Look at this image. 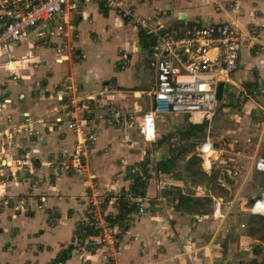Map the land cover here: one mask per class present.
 Listing matches in <instances>:
<instances>
[{
    "label": "crops",
    "instance_id": "obj_1",
    "mask_svg": "<svg viewBox=\"0 0 264 264\" xmlns=\"http://www.w3.org/2000/svg\"><path fill=\"white\" fill-rule=\"evenodd\" d=\"M122 2L136 15L149 18L154 28L168 32H180L195 21L204 24L229 20L239 25L247 34L239 54L237 80L233 76L231 79L252 84L259 75L264 86V0ZM234 3L240 6L238 10L233 9ZM62 15L66 21L65 36L48 33L35 36L38 31L59 23ZM35 30L0 47V196L7 200L0 209V264H237L255 256L260 261L261 254L254 250H260L261 241L246 231L236 233L235 229H246L245 224L232 223L230 212L218 218L216 211L217 203L227 200L222 196L216 198V181L226 180L228 187L235 185L234 175L240 174L244 166L239 156L250 157L249 165L253 167L254 160L261 157L255 148L247 154L232 151L231 143H227L231 150L222 149L235 157L232 162L236 169L223 168L221 175L225 178L221 179L216 178V161L210 165L209 156L216 159L217 153L204 154L202 160L197 144L194 154L203 174L198 177V171L194 174L192 169L195 163L188 159L192 155H188L186 164L171 159L170 149L163 146L167 134L158 132V128L154 140L143 139L138 131V139L144 142L139 145V140L132 139L123 128L106 126L102 119L96 122L91 116L89 128H99L100 132L93 145L86 142L83 146L84 168L77 173L62 174L61 168L69 163L60 152H70L77 139L70 125L69 109L75 111L74 116L80 117L82 124L79 109L74 104L68 107L63 81L70 77L76 81L78 93L96 92L98 98L106 99L103 112L113 103L125 111L123 106L131 100L128 104L134 112H140L146 104L144 112L151 106V99L148 96L142 104L136 97L149 82L144 78L147 65L146 61L145 65L139 61V50L146 47L149 52L153 38L100 0L56 12ZM141 30L148 35L146 41L139 36ZM61 43L72 45L80 53L78 61L68 51L63 52L67 53V60H56L55 48ZM118 49L130 55L123 68L116 66ZM44 89L48 90L47 95ZM123 91L133 93L127 94L130 100L121 101ZM15 126L19 131L10 138ZM213 129L210 139L217 147L216 120ZM161 134L166 138L157 144ZM221 154L217 163L231 161L220 160ZM146 165L150 166L149 174L141 171ZM127 170L132 171L129 172L132 177ZM135 175H142L145 182L139 201L144 212L137 213L127 206L130 211L120 218L122 200L105 208L117 220L111 235L116 237L122 253L112 256L106 246L83 245V249L81 238L74 233L75 220L86 212L85 205L76 200L83 187L94 183L100 191H122V197L132 187ZM240 193L234 203L240 200L241 209L247 199ZM226 228L236 234L225 237Z\"/></svg>",
    "mask_w": 264,
    "mask_h": 264
},
{
    "label": "built area",
    "instance_id": "obj_2",
    "mask_svg": "<svg viewBox=\"0 0 264 264\" xmlns=\"http://www.w3.org/2000/svg\"><path fill=\"white\" fill-rule=\"evenodd\" d=\"M89 0H0V47L7 46L18 41L22 36L27 35L33 29L52 19V15L64 9L77 7L82 2ZM103 4L116 11L122 16L132 20L153 38V44L147 54L146 65L154 70L153 88L147 92L151 99V106L141 115L134 117L137 129L141 137L145 140H154L157 135L156 117L157 113L185 112L188 119L193 124H203L210 122L212 116L217 111L218 99L215 91L218 82H223L225 86L236 83L231 79L230 74L238 68V59L245 36L240 26L229 21L219 20L207 23L198 21L186 25L180 32H168L154 28L149 23V18L138 16L133 13L130 7H126L122 0H100ZM239 5L234 3L233 9L238 10ZM59 23L49 27L51 34L65 36L64 15ZM64 45L58 48L64 49ZM120 56V55H119ZM121 67H125L126 60L118 59ZM238 92H245L239 85ZM234 91V89H233ZM238 96V93H236ZM264 116V107L259 105ZM119 111L114 110V117ZM129 117H132L129 114ZM77 133L78 125L71 124ZM79 137L75 145L74 153L69 165L74 169L82 167ZM197 146V153L203 160V155L208 151L217 153V158H210V165L219 159L225 150L214 146L208 135L202 139ZM222 155V154H221ZM255 169L264 172V156L255 160ZM132 189L128 193H112V197L106 192L94 193L89 198L90 204L95 208L89 210V220L82 222L84 229H78L80 234H87L83 245L97 248L106 246L108 253L112 256L122 253L117 244V239L111 235V221L113 213L105 211L111 203L117 205L121 200L127 202L128 207H133L137 213H143L144 209L139 205L141 196L135 194ZM261 198V192L251 196L254 207L256 201ZM80 199L78 198V201ZM252 213L256 212L251 209ZM263 214V213H261Z\"/></svg>",
    "mask_w": 264,
    "mask_h": 264
},
{
    "label": "rangeland",
    "instance_id": "obj_3",
    "mask_svg": "<svg viewBox=\"0 0 264 264\" xmlns=\"http://www.w3.org/2000/svg\"><path fill=\"white\" fill-rule=\"evenodd\" d=\"M104 5V4H103ZM0 22H2L0 20ZM34 31H37L33 29ZM32 30V31H33ZM31 31V32H32ZM174 30H169V32H173ZM45 33H48L51 35L49 28L46 30H40L35 35L36 37H40L44 35ZM29 34V33H28ZM53 35V34H52ZM64 45V49L59 51L58 48ZM44 46H48V44H45ZM3 47V46H2ZM72 45L68 46V44L61 43L59 46L55 48L56 51V60L62 61L67 60L66 52H72V54L75 56L76 60L78 61V58L81 57L80 53H77L75 50L72 49ZM120 49H118L119 51ZM66 51L65 53H63ZM140 57L139 61H142V64L145 65L146 61V55L148 53L147 48L140 49ZM119 59L121 61L126 60V64L129 63L130 55H128L125 52H122V50L119 51ZM62 56H65L64 58H61ZM75 60V61H76ZM118 60H116L117 63ZM141 63V62H140ZM139 63V64H140ZM118 67H121L119 62ZM123 68V67H122ZM238 69V68H237ZM235 70L230 74L234 80H237V74L239 70ZM254 73H257L256 70H254ZM144 78L148 79V84H145V91L140 92L139 96L137 97V101L142 104L145 103V101L148 100L147 92L153 88L154 78L153 77V70L148 68L147 66L144 69ZM257 74H254V76ZM259 75H257L255 82L252 84L248 82H244L243 84L236 83L234 86H231V84H227L225 86L226 92L222 95V98L218 100V107L215 114L212 116L210 122L207 120L204 121L203 124H192L190 121H188V114L185 112L175 113V112H169V113H157V128L158 132H165L167 134V140L164 142L163 146H167L169 148V153L172 160L177 161L179 164H186L187 163V157L190 156L188 159L190 163L193 164V173L195 174V171H198V177H202L201 173V166L199 164L198 156L194 151H196V146L202 140L203 138L208 135L211 137L213 133V123L216 120V145L219 148H224L226 150H229L227 143H231L232 145V151L238 150V151H244L247 154L254 150V148L258 152V156H264V116L261 113V110L258 105L264 107V86L260 83L262 79L258 78ZM65 86V92H67L68 96V107H72L71 104H74L75 108L79 109L78 112L82 115L81 123L79 122L78 117L74 116L73 110H68V114L71 116V123H75L78 125V131L77 133L73 130L72 126V132L75 136L79 137V140L81 141L80 144V151H81V159H82V167L79 169L71 168V166L68 169H65L64 167L61 168V172L64 175H69L71 173H77L81 171L84 168L83 163V146L87 142V144L93 145L96 136L99 134L100 129L96 127L89 128L88 121L90 120V117L92 116V119L96 122L103 120V124L106 126H111L114 128H123L124 131L129 132L132 139H137L140 137L138 135L137 130V124L135 123L134 117L139 116L142 114V110H144L145 105H142V110H139L140 112H134V110L131 108V102L127 103V106H123L125 111L120 107L119 104L113 103L112 105H108L110 107L107 112H103L104 106L106 105V99L104 98H98L97 93H78L79 87L76 85V81L73 80L70 77H67L64 81ZM260 83V84H259ZM142 85V84H141ZM241 86L244 89V93L238 92V86ZM101 85H99L100 87ZM104 86V85H102ZM143 86V85H142ZM234 89V91H233ZM44 93L47 95L48 90L44 89ZM128 91H123L124 97H121V101H124L125 99L128 100ZM236 93H238V96H236ZM74 94V95H73ZM133 93H129V96H132ZM59 99H63L62 96H59ZM130 100V99H129ZM247 100L249 101L247 102ZM252 106H248V105ZM112 106V107H111ZM67 107V108H68ZM66 109V108H65ZM117 109L120 111V115L116 113V118L114 117V114H111V111H114ZM225 111V112H224ZM114 113V112H113ZM226 113V117L225 114ZM66 114V113H65ZM129 114L132 115V117H129ZM187 117V118H186ZM192 124V127L200 129V131H193V133L186 135L185 132H190V125ZM71 125V124H70ZM19 127H14L11 130L10 138H12L14 133H17ZM13 131V133H12ZM193 134V135H192ZM83 136V137H82ZM19 141L22 140V136L18 137ZM86 138V139H85ZM77 139L75 138L74 147L70 152L67 151H61V155L66 157L67 163H70V159H72V155L74 153L75 145H76ZM11 143H14L13 141ZM139 145H144V142L140 139ZM231 150V149H230ZM177 152V153H176ZM196 155V156H195ZM251 155V154H250ZM249 155V156H250ZM233 157V158H232ZM178 158V160H176ZM201 158V157H200ZM237 158V157H236ZM240 159H242L244 166L242 168V171L240 174H233L236 179V184L228 187V184L226 183V180L224 182H221V184L218 180L216 181V198L219 196H222V198L227 199L224 200L222 203H217V210L219 218L222 214H227L230 212V220L232 223L241 224L244 223L246 229H235L236 233L238 232H249L250 228L254 227L255 224L252 222V217H256L254 219L259 220L257 233L255 234V238L259 239V249L260 250H254V252H258L261 255H258L259 260L261 259L262 254L264 253V220L261 218L262 212H264V196H262L261 201L255 203L254 207L251 202V196L255 194H259L260 192L264 191V172L259 171L255 169V166L250 167V157L241 155L239 156ZM69 159V160H68ZM230 162H218L219 159L216 161V178H222L221 170L223 168H232L233 170L236 169V166L234 162L235 157L232 154L223 153L220 160H230ZM255 161V160H254ZM62 165V164H61ZM152 166L154 164L151 163ZM200 166V167H199ZM234 166V167H233ZM199 167V169H198ZM154 167H152L153 169ZM179 169V168H178ZM196 169V170H195ZM150 166L148 167L146 165L145 168H143L141 171L142 173L149 174ZM77 171V172H76ZM129 172L132 171H126L127 175L132 177V174L130 175ZM193 174V175H194ZM202 179V178H201ZM98 185H95L94 183L91 184L90 187H83V192L79 194L76 198L78 201V198L80 199L78 202L83 203L86 207V212L81 215L80 218L75 220L74 222V233L77 236V238H81L79 243L80 246L84 249L83 246V240L86 241L88 238L87 234H80L78 229H84L85 221H90V215L88 214L89 210H94L95 208L90 204L89 198L94 195V193H103L106 192L109 196L112 195V192H109L107 189L106 191H100L98 190ZM131 189V188H130ZM139 189V188H138ZM242 190V191H241ZM138 191V190H137ZM120 192H115L121 193ZM135 192V191H133ZM132 192V193H133ZM241 192V193H240ZM245 196L247 199V202L243 204V208L240 209V205L238 202L234 203V199H237L238 195ZM60 196V195H59ZM112 197V196H111ZM6 197L0 196V209L3 207V205H6L7 200ZM233 200V201H232ZM260 200V198H259ZM257 202V201H256ZM106 205L111 206V203H106L104 205V208ZM254 209V211H260L261 213H252L251 209ZM261 214V215H260ZM116 218L112 219L111 221V227L110 229H114V226L116 225ZM84 222V224L82 223ZM247 226L250 224V226ZM233 227V226H232ZM240 230V231H239ZM225 237L231 236L232 233H234L233 229H227L223 230ZM234 233V234H236ZM85 243V242H84ZM257 244V243H256ZM254 244V246H256ZM88 248V247H86ZM93 248V247H92ZM256 257V256H255Z\"/></svg>",
    "mask_w": 264,
    "mask_h": 264
},
{
    "label": "trees",
    "instance_id": "obj_4",
    "mask_svg": "<svg viewBox=\"0 0 264 264\" xmlns=\"http://www.w3.org/2000/svg\"><path fill=\"white\" fill-rule=\"evenodd\" d=\"M139 36L142 40H145V41L147 40V37H148L147 33L143 32V30L140 31ZM189 127H190V132H185L184 134L189 135V134L193 133V131H200V129H198V128H195V127L193 128L192 124ZM144 184H145V182H144V179L142 178V175H135V177L133 178V184H132L131 189L133 191H135V194L141 195V194H143V190H144V186H145ZM121 203H122V205L119 206V210H121L119 213L120 218H122L124 214H126L130 211V208L127 207V205H126L127 202L125 200L124 201L122 200ZM260 217L263 218V220H264V215H261ZM252 218H253L252 222L255 224V226L250 228L251 229L250 234L252 236H255V234L257 233V229H259V227H258L259 226L258 225L259 220H256V219H258L256 217H252ZM254 218H256V219H254ZM237 264H264V253L261 256L260 261H258L256 257H252L248 260H239L237 262Z\"/></svg>",
    "mask_w": 264,
    "mask_h": 264
},
{
    "label": "water",
    "instance_id": "obj_5",
    "mask_svg": "<svg viewBox=\"0 0 264 264\" xmlns=\"http://www.w3.org/2000/svg\"><path fill=\"white\" fill-rule=\"evenodd\" d=\"M180 16L184 17V13H181ZM223 93H224L223 82L220 81L217 83V86H216V91H215L216 98L220 100L222 98ZM165 138H166V135L161 134L160 137L157 139L156 143L160 144L162 141L165 140Z\"/></svg>",
    "mask_w": 264,
    "mask_h": 264
},
{
    "label": "bare ground",
    "instance_id": "obj_6",
    "mask_svg": "<svg viewBox=\"0 0 264 264\" xmlns=\"http://www.w3.org/2000/svg\"><path fill=\"white\" fill-rule=\"evenodd\" d=\"M108 9H109V8H108ZM198 146H199V144H198ZM211 152H212V151H208V152H206L205 154H208V153H211ZM262 196H264V191L262 192ZM263 198H264V197H263ZM261 200H263V199L261 198L260 200H257L256 203L258 204V202L261 201ZM262 213H263V212H262Z\"/></svg>",
    "mask_w": 264,
    "mask_h": 264
}]
</instances>
